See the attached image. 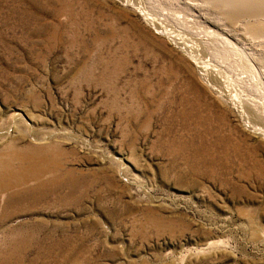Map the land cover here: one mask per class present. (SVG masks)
Segmentation results:
<instances>
[{
  "label": "rangeland",
  "instance_id": "1",
  "mask_svg": "<svg viewBox=\"0 0 264 264\" xmlns=\"http://www.w3.org/2000/svg\"><path fill=\"white\" fill-rule=\"evenodd\" d=\"M245 122L264 0H0V264H264Z\"/></svg>",
  "mask_w": 264,
  "mask_h": 264
},
{
  "label": "bare ground",
  "instance_id": "2",
  "mask_svg": "<svg viewBox=\"0 0 264 264\" xmlns=\"http://www.w3.org/2000/svg\"><path fill=\"white\" fill-rule=\"evenodd\" d=\"M159 22V21H158ZM161 24V23H160ZM165 26V25H164ZM162 28H164V27H162ZM165 29V28H164ZM167 30V29H166ZM167 36H168V38H169V40H171V42H173L174 44H176V45H178L180 48H181V51H183V53H185L186 55H188V57L189 58H191V59H193L194 60V62L197 64V66L199 67V70L201 71V78H203L204 79V81L206 82V84H209L210 85V87L211 88H213L214 90H216L218 93H220L221 94V96H223L224 98H229V95L230 94H227V93H229V92H227L226 93V89H221L220 87L219 88H217V87H215V85H217V83L215 84V81L214 80H216L217 81V79L216 78H218L219 79V75H220V77L222 76L223 78L222 79H224V75H222V73L223 72H221V71H218V75L216 76V74H212L213 73V71L214 72H217V70H215V69H213V67H212V65H211V67H210V63L208 64V63H206V64H201L200 65V60H199V56L196 54V51L194 50V47L192 48V47H189V45H187V43H185L182 39V41L183 42H180L179 41V38L180 37H176V35H173L170 31L169 32H167ZM197 41V40H196ZM192 43V42H191ZM190 44V43H189ZM202 59V58H201ZM192 60V61H193ZM205 60V59H204ZM220 70V69H219ZM220 80V79H219ZM214 81V82H213ZM219 82V81H218ZM228 83V82H227ZM215 87V88H214ZM228 87V86H227ZM229 88V87H228ZM230 91V90H229ZM234 102V101H233ZM238 102V101H237ZM245 124L247 125V127H249L253 132H256V134L258 133V134H261V133H263L262 132V130L260 129V128H257V127H254V126H251L250 124H248V123H246L245 122ZM12 155V154H11ZM10 158V157H9ZM38 166V165H37ZM31 167V166H30ZM29 169V168H28ZM35 169V168H34ZM41 169V168H40ZM25 171H26V169H25ZM28 171V170H27ZM31 171H32V169H31ZM34 171V170H33ZM39 171V170H38ZM43 171V170H42ZM23 172H24V170H23ZM28 172H30V171H28ZM22 173V172H21ZM26 173V172H25ZM39 173V172H38ZM27 174V173H26ZM36 174V173H35ZM41 174H42V172H41ZM28 175H29V173H28ZM37 175H40V174H37ZM23 176H25L24 174H23ZM21 178H24V177H21ZM28 178V177H27ZM24 179H26V176H25V178ZM29 179V178H28ZM25 181V180H24Z\"/></svg>",
  "mask_w": 264,
  "mask_h": 264
}]
</instances>
